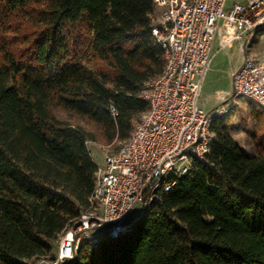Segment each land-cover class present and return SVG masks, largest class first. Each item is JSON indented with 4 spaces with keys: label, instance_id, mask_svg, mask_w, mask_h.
<instances>
[{
    "label": "trees",
    "instance_id": "trees-1",
    "mask_svg": "<svg viewBox=\"0 0 264 264\" xmlns=\"http://www.w3.org/2000/svg\"><path fill=\"white\" fill-rule=\"evenodd\" d=\"M152 0H0V264L55 256L91 208L107 143L131 136L165 66ZM259 111V118L262 119ZM211 150L118 237L81 240L71 264H264V132L257 155L213 124Z\"/></svg>",
    "mask_w": 264,
    "mask_h": 264
},
{
    "label": "built area",
    "instance_id": "built-area-1",
    "mask_svg": "<svg viewBox=\"0 0 264 264\" xmlns=\"http://www.w3.org/2000/svg\"><path fill=\"white\" fill-rule=\"evenodd\" d=\"M227 1L152 0L151 33L166 62L158 76L144 83L141 98L149 108L118 152L106 153L91 208L61 234L56 255L29 264H67L81 240L104 233L120 236L137 204L150 208L162 191L171 190L177 178L190 171L194 159L204 160L215 136L213 124L230 115L239 99L264 112V56L251 50L264 34V0H241L232 6ZM216 41L219 50L239 42L244 59L232 72V93L208 111L200 99Z\"/></svg>",
    "mask_w": 264,
    "mask_h": 264
},
{
    "label": "rangeland",
    "instance_id": "rangeland-1",
    "mask_svg": "<svg viewBox=\"0 0 264 264\" xmlns=\"http://www.w3.org/2000/svg\"><path fill=\"white\" fill-rule=\"evenodd\" d=\"M240 1L241 0H228L227 2L228 6H232L233 3ZM251 50L256 56H264V34L258 35L256 40L253 41ZM243 54L244 51L237 41L229 43L226 48L220 50L219 54H217L215 59L218 65L212 69V72L210 73L211 75L203 86L201 92V106L206 110L210 111L216 109L217 106L222 104L223 97L227 95L225 92L221 91L222 89L230 90V93H232L233 87L232 85L229 86L230 82L225 72L227 69L229 70L231 63L241 59ZM259 111L262 113V119L259 118ZM55 114L58 118L69 121L73 125H81L86 130L94 131L98 136V140L95 142L90 141L88 143V149H90L92 158L99 168L104 167L106 153L118 152L124 142L117 140L112 143H107L101 138V134L95 128L94 124L86 118L67 113L61 108L55 109ZM141 117L142 115L138 116L135 123L140 121ZM226 120H228L230 135L233 137L234 141L245 153L253 156L257 155V141L260 134L264 132V112L253 102L248 101L247 99H239L237 106L233 108L231 114L226 117ZM144 212V206L142 204H137L134 211H132L127 218L129 222L127 229H130ZM54 252H58L57 245L54 247ZM67 264H71V261Z\"/></svg>",
    "mask_w": 264,
    "mask_h": 264
},
{
    "label": "crops",
    "instance_id": "crops-1",
    "mask_svg": "<svg viewBox=\"0 0 264 264\" xmlns=\"http://www.w3.org/2000/svg\"><path fill=\"white\" fill-rule=\"evenodd\" d=\"M214 45H215V47H216L217 52H216L215 55H214L213 61H212V63H211V66H210L209 71L207 72V76H206V78H205V80H204V83H203V85H202V88H203V86L205 85L206 81L208 80L209 76L211 75L210 73L212 72V69H213L215 66L218 65V63H217V61H216L215 58H216L217 54H219L220 50H222V49L219 50L218 41H216ZM243 59H244V58L241 57V59L232 62L231 65H230L229 70H228V69L226 70L225 73L227 74L228 79H229V82H230V85H229V86L232 85V72H233L235 69H237L239 66L242 65V63H243ZM202 90H203V89H202ZM221 91H222V92H225L227 95L230 94V90L222 89Z\"/></svg>",
    "mask_w": 264,
    "mask_h": 264
},
{
    "label": "water",
    "instance_id": "water-1",
    "mask_svg": "<svg viewBox=\"0 0 264 264\" xmlns=\"http://www.w3.org/2000/svg\"><path fill=\"white\" fill-rule=\"evenodd\" d=\"M128 224H129V222H128V220H127L126 225H125L126 228H127Z\"/></svg>",
    "mask_w": 264,
    "mask_h": 264
}]
</instances>
